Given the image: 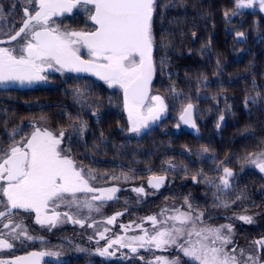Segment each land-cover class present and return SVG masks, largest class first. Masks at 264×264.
Returning a JSON list of instances; mask_svg holds the SVG:
<instances>
[{"label": "snow or ice", "instance_id": "6c2138e0", "mask_svg": "<svg viewBox=\"0 0 264 264\" xmlns=\"http://www.w3.org/2000/svg\"><path fill=\"white\" fill-rule=\"evenodd\" d=\"M29 7H25L22 26L8 37V41L0 38V44L15 41L23 34L20 46L0 47V85L19 84L33 85L47 81L42 75L47 69L63 73H91L103 80L109 87H116L123 91L124 108L128 113L129 131L140 134L150 123L160 119L167 111L164 98L160 95H150L151 83L156 71L153 60L155 37L153 35V17L157 9V0H26ZM85 7L89 19L96 26L91 31H60L51 27L53 17L71 12L76 7ZM91 6V7H87ZM236 9L255 8L264 11V0H236ZM0 5V14H3ZM232 14H237L233 12ZM229 13L225 12V16ZM3 35H8L3 33ZM195 35V33H193ZM239 37L244 33L238 32ZM87 49L89 59H83L80 47ZM164 61H161V70ZM175 97L181 93L170 89ZM78 97L83 93L77 91ZM187 99V98H185ZM194 105L183 103L180 110V120L195 128L192 118ZM71 119V117H69ZM224 116H219L223 121ZM177 127L180 125L177 124ZM219 122L217 127H219ZM33 131L28 136L16 140L18 130L9 133V142L0 145V252L14 248L10 241L21 242L35 240L29 234L22 220L14 219L23 213H35V222L49 230L58 223L72 222L85 226L86 221L92 220V213L99 214L101 208L113 199H119L115 193L119 188L112 186L98 188L90 184L97 180L91 169L78 166L69 155L70 148H61L65 132L61 129L54 134L47 128L32 125ZM73 131L82 134L86 124L81 122L79 128ZM207 152L208 149H203ZM245 163L251 164L264 173V148L258 153H249L243 158ZM174 165L169 164V168ZM223 175L220 182L200 176L204 183L216 188V193L226 192L231 187L229 180L234 175L226 166L221 168ZM112 180L128 177L112 176ZM197 182V176H192ZM165 182V176L149 178V186L160 188ZM138 194L144 193L143 187L132 189ZM220 207L228 208L227 201L221 200ZM241 197L238 196L237 199ZM99 201V203H96ZM188 211L175 210V215H167L165 209L159 215L164 219L157 220V216L146 219L154 226L153 231L143 229V235L132 237L117 236L108 239L106 247L96 249V254L102 257H112L114 251H109L113 245L128 248L137 253L143 248L148 252H166L175 248L192 264H259L256 255L247 254L244 249L233 244V225H210L204 219L202 211L197 212L187 198L184 201ZM65 208L67 211L58 212L56 209ZM75 209V212L72 210ZM18 210V211H17ZM49 211L51 214H49ZM247 212V209L243 210ZM81 214H84L83 216ZM117 212L108 217L103 223L113 224L118 216ZM238 219L246 224H252V215H238L229 219ZM159 223V227H156ZM95 227V223H89ZM125 231L131 225L121 226ZM4 229H8L4 232ZM108 228L96 229L101 240L106 239ZM92 239V237H89ZM264 249V238L253 241ZM84 251V249H78ZM121 255H124L121 253ZM60 258L59 251L32 252L27 256H17L11 260L0 259V264H41L43 257ZM144 259L143 256L140 257ZM145 264H182L180 256L169 258L164 255H154Z\"/></svg>", "mask_w": 264, "mask_h": 264}, {"label": "flooded vegetation", "instance_id": "af4514ba", "mask_svg": "<svg viewBox=\"0 0 264 264\" xmlns=\"http://www.w3.org/2000/svg\"><path fill=\"white\" fill-rule=\"evenodd\" d=\"M0 5L3 6L4 10L3 14H0V38L8 41V37L18 31L19 27L22 26L24 18L23 9L29 7V4L26 0H0ZM186 15L183 4L181 7L179 5L177 11L168 13V15L162 17L160 2L157 0V9L153 17V35L155 37L153 60L156 68L158 59H161L159 53L162 47L172 46L167 55V58L171 59V66L177 61H184L186 55L190 52V39L187 40L185 38ZM170 19H178L177 27L179 28L177 34H172L170 28L163 29V26L166 27L170 25ZM50 26L58 28L62 32L67 30L91 31L96 27L89 19V13L86 8L79 6L74 8L71 12L53 17L50 21ZM3 33H7L8 35H3ZM235 37L233 32L227 34L228 40H234ZM22 40L23 34L15 41L0 44V47H18ZM77 47L80 46L77 45ZM79 54L83 59L90 58L88 57L86 48L80 47ZM42 75L48 77L47 81L34 83L30 86H21L19 84L0 85V145H6L9 142V133H11L13 129H17L18 132L20 131L23 134L27 132V130H33L32 125L34 124L36 127L47 128L55 133L63 129L66 134L61 144L63 147L61 148L67 149L66 147L73 141L72 138L75 136V134H73V128L70 127V125L73 126L74 115L77 113V119H80L86 124V129L80 136L81 138L76 140H80L85 155H73L72 150L69 154L78 164H81L83 168L86 169L87 167L94 173H97L99 177L102 176L103 179H106L105 176L101 175L100 172L102 171L100 170L102 168L104 169V162L107 158L105 156H87L86 151L90 145L96 142L89 141L90 138L93 139L95 137V133L101 132L105 128L111 131V128L106 125L107 118L110 120L112 116L117 117L118 121L114 129H120L121 115L114 112L115 110L109 113L106 111L111 99L114 100V108H116V106L120 108L119 105H116L115 101L121 100V90L116 91L106 86L103 80H100L91 73L67 71L61 73L53 69H47ZM154 76L151 87L155 81ZM77 91L84 94L82 98L76 95ZM221 96L223 95L221 94ZM196 97L199 100L198 104L201 105L209 100L208 97H210L211 100H216L218 94L212 95L210 92H201L197 93ZM74 98H81L83 100L82 104L80 103L79 105L80 107H77L78 109L74 108L76 104ZM208 107L209 106L204 107L203 110H212L211 107ZM75 110L76 113H74ZM170 113L171 115H175L176 111L171 110L169 114ZM194 114L199 135L201 129L197 123L195 107ZM176 116H178L179 122L180 115L177 113ZM69 117H71V119H69ZM208 119L209 118H207V120ZM207 120L203 122L201 119L202 128L212 130L205 135L208 137L207 140L204 141L206 144H203L202 140H198L194 144H187V142L184 141L180 146L179 150L182 158L181 162L177 165L179 173L177 179H180L178 183H171L169 181V176L165 174H150L148 177L153 175L165 176L166 183L161 188L156 189L158 193L166 188L167 191L170 192L173 190L172 186L176 184L178 195L181 198L178 200L180 204L185 209H188L184 203L185 198H187L194 210L202 211L205 214L207 210L218 211L219 209L222 210V207L218 206L220 201L216 200V196L214 195V193H216V188L204 183V181L200 179V176L202 175L207 179L219 183V178L223 175L221 168L226 166L234 173L229 180L231 187L227 189L226 192L216 193V195H219L221 200L227 201L229 205H232V211L238 213L242 211V208H253V213H257L264 218V173H261L257 168L251 166V164L247 163L246 165L244 162L243 158L248 154L247 150L245 151L241 149L240 145H237L238 139H233L232 133H227V128L233 127V125H226L227 117L224 118L223 121H219V127L206 124ZM165 122H167V118L159 119L155 124L149 125L147 128L149 131H143V135L149 132V160L151 159L150 154L153 153L150 142L152 130L159 127H165L167 129L172 126L170 124H164ZM183 131L185 130L183 129ZM1 137H6V139ZM69 139H71L70 142ZM109 142L111 144V141ZM205 148L208 149L207 153L209 155H202L204 153L203 149ZM113 152L115 158L119 161L121 159V148L118 146V142H114ZM198 153L200 154L197 155ZM186 160H190L191 162L187 163ZM194 175L197 176V182L192 180V176ZM116 177H119V175ZM148 177H146V180ZM118 182H120V180H115L114 184H116L115 187L119 188V191L115 193V196L119 199L107 201L104 205L109 217L111 214L115 215L117 212L127 211L136 206V195L130 193L128 199L123 198L122 189ZM238 196L241 198L237 199ZM198 201H202L204 205L198 206ZM110 206L113 207V210H111ZM62 211H65L63 207L58 208V212ZM242 214L250 215L249 212ZM122 217L123 215L117 217L114 222V227H112L113 224H111L113 233L103 240L104 245H98V247L92 245L94 249L107 246L106 240L117 233L119 222L122 220ZM14 219L18 221L22 220L29 234L37 239L24 242L20 240L10 241L14 243V248L11 250L5 249L0 252V259L11 260L17 256H27L32 252L50 250L59 251L61 253L60 258L57 259L55 257L45 256L41 264H90L88 258L90 249L83 245L82 248L79 249H84V251H79V256V253L75 251L78 249L75 248V240L88 243L89 246L90 241L82 239V233L76 232L77 230L73 227L71 222L66 224L68 225L67 227L64 223H58L55 228L49 230L48 227H42L35 222V213L28 214L21 212L20 215L15 216ZM238 223L244 224L241 221L236 222V224ZM3 231L7 232L8 229H4ZM261 234L262 236L255 240L264 238V227H262ZM114 250L115 249H109V251ZM117 252L118 250H115V255H118ZM93 253L97 255L96 250H94ZM115 255L111 258H115Z\"/></svg>", "mask_w": 264, "mask_h": 264}, {"label": "trees", "instance_id": "16d2710c", "mask_svg": "<svg viewBox=\"0 0 264 264\" xmlns=\"http://www.w3.org/2000/svg\"><path fill=\"white\" fill-rule=\"evenodd\" d=\"M185 1L186 17L195 21L186 27L188 32H192L191 35L187 34L186 39L189 40L193 33H197L200 36V42L191 44L190 52L184 61H177L172 66V69L177 73V85L180 89H185L184 92H189L187 91L189 87H197L192 80L203 78L208 85L204 92H210L212 95L218 94V97L216 100H211L208 97L209 100L199 105L196 91L189 93L190 100L185 102H191L194 105L201 133L198 136L186 133L181 126H176L179 124L178 116L170 113L167 122L164 123L172 125L170 128L159 127L152 130L150 142L153 153L150 154V160L149 132L143 136H132L124 117L121 119L120 129H114L118 121L117 117L112 116L110 120L106 119V125L111 128V131L105 128L103 131L95 133V137L90 138L89 141L99 143L98 140L101 138L110 139V149H104L103 152L105 153L101 155L105 156L107 160L104 162L105 167L100 170L102 171L100 173L107 178L117 175L129 178L127 182L118 179L120 180L118 183L122 189V197L125 199L130 197V193L134 194L132 191L134 188L143 187L146 189V177L150 174L168 175L171 183L180 181L177 179L179 176L177 165L182 158L179 150L181 144L184 141L187 144H194L198 140H202V143L206 144L204 141L208 137L205 135L212 131L202 128L198 117L201 115L200 111L206 106L211 107L212 110L218 109V112L211 114L206 121L208 125L217 126L219 116L224 115V105L232 104V117L227 118L226 125L230 120L234 121V124H232L233 127L227 128V133H232L233 139L237 140L241 135L249 132L250 139H259L262 140L260 142H264V18L261 11L258 7L236 9V0ZM225 12H228L229 15L225 16ZM233 12L237 14H232ZM231 32L234 34L244 33L243 42L236 38L228 40L227 34ZM228 75H231L232 82L221 84L216 80L225 79ZM251 94L253 98L258 99L259 97L260 100H255L258 103L248 106L246 103ZM114 142H118V146L121 148L119 161L114 156ZM80 154L85 155L83 150L80 151ZM186 162L190 163L191 161L186 160ZM169 164L174 165V167L169 168ZM172 189L168 192L166 188L160 193L149 191L148 201H137L136 206L132 209L123 211L124 215L121 221L129 222L149 215L167 200H180L177 185H173ZM134 195L138 196V194ZM197 204L198 206L204 205L202 201H198ZM110 208L113 210L112 206ZM212 214L217 216H211ZM223 214L227 218L217 214L216 211L207 210L204 219L207 222L227 221L234 224L240 241L255 240L262 236L264 218L261 216L257 218L256 225L249 226L242 223L236 224L233 219H229L231 216L228 213L224 212ZM262 259L264 261V250L262 251ZM90 264H100V262L95 259L91 260Z\"/></svg>", "mask_w": 264, "mask_h": 264}, {"label": "rangeland", "instance_id": "374dc122", "mask_svg": "<svg viewBox=\"0 0 264 264\" xmlns=\"http://www.w3.org/2000/svg\"><path fill=\"white\" fill-rule=\"evenodd\" d=\"M158 1L160 2V11H161L162 17L165 15H168V13L177 11L179 8V5H180V7L183 4H184V7L186 6L185 0H158ZM194 22L195 21L190 20L186 17L185 18V28L187 26H189V24L191 25ZM169 24H170L169 26H166V27L163 26V29L164 28H166V29L170 28L172 34H177V30L179 28V27H177L178 26V19H174V20L170 19ZM185 30H186L185 38H187V34L189 33L191 35L192 32H188L187 29H185ZM199 38H200V36L197 33H195V35H192L190 38V42H189L190 45L191 44H198L200 42ZM171 48H172V46L162 47V50L159 53V56L161 59H158V56H157L158 63H157V68H156V74L154 76L155 81H154V84L152 85L151 91H150V93H153V94H150V95H160L161 97L164 98L165 104L167 105V111L166 112L169 113L172 110V111H176L175 114L178 113L180 115L181 105L183 103H187V102H185L186 100H190V98L188 97L190 95L189 93H194L195 91H196V93L204 92L208 85H207V83H205V80L203 78L202 79H193L192 82H195V86L197 85L196 88L189 87V89H187V91H189V92H184L185 89H183V88L180 89L179 86L177 85V82H178L177 73L172 69V66L170 63L171 59L167 58L168 52L170 51ZM162 60L164 61V64H163V68L161 70V61ZM216 80L218 82H220L221 84H224L227 82H232L233 79H231V75H228L225 79H216ZM206 81H208V80L206 79ZM105 85L108 86L106 83H105ZM110 88H112L116 91L121 90V89L116 88V87H110ZM172 88L176 89V91L181 93V95L179 97H175L173 95V93L170 92V89H172ZM121 92H122L121 100L115 101L116 105H119L120 108L117 106H116V108H114V105H115L114 100L111 99L110 104L108 105L109 107L107 106L106 112L109 113V112H112L113 110H115L114 112H116L117 114H120L121 117H124L126 120L127 128L129 130L130 125H129V121H128V113L124 108L123 91L121 90ZM185 98H187V99H185ZM255 100H260V98L259 97H258V99L253 98V96L251 94L249 96V98L247 99L246 104L249 106L250 104L258 103ZM74 102H76L74 108L78 109L77 107H80L79 105H80V103L82 104L83 100L81 98H74ZM259 103H261V102H259ZM246 104H245V106H246ZM208 108H210V107H208ZM223 108H224V110H223L224 115L223 116L224 117L226 116L227 118H231L233 105L232 104L224 105ZM216 112H218V109H216V110H210V109L201 110L200 111L201 115H198V117L200 118V121L202 119V121L205 122V120H207V118L211 114L216 113ZM74 113H76V110L74 111ZM76 114L74 115V121L72 124L75 128H79L82 121L80 119L79 120L77 119L78 117L76 116ZM218 122H219V120H218ZM232 124H234V121H231V120L227 123V125H232ZM32 131L33 130H31V131L27 130V132H25L23 134L20 131L17 132L16 140H20L23 136H28ZM143 131L145 132V131H149V130L142 129L140 134H136V133H133L131 131H129V132L131 133L132 136H141L144 134ZM58 132H56V133L53 132V133L58 134ZM73 134H75V136H73V138H72L73 141L66 148H70L73 152V155L76 154V155L83 156L82 154H80V151H82V149H83L82 144H81L80 140L76 141L77 139L81 138L80 136L82 134L75 132V131H73ZM1 138L6 139V137H1ZM250 138L251 137H250L249 132L244 133V135H242L238 139L237 145H240L241 149H244L245 151L247 150L248 154L258 152L261 150V148H264V144L263 145L261 144L264 142H260L262 140L250 139ZM252 138H255V137H252ZM70 141H71V139H69V142ZM255 141H259V142H255ZM61 147H63V146L61 145ZM199 154L200 153H198L197 155H199ZM202 155H209V154L207 152H204ZM246 165H247V163H246ZM78 166L82 167L81 164H78ZM95 166H97V165H95ZM85 170H88V169H85ZM94 174L97 176L98 179L94 180V181H90V184H92L93 186L98 187V188H107V187L116 186V184H114L115 180H112L110 177H108V178L106 177V179H103L102 176L99 177L97 175V173H94ZM144 190L145 191L143 194H138L132 190L134 194H138V196L136 195V197H137L136 201H141V202L148 201L147 198H149L148 195H150L148 193L149 191H147L145 188H144ZM139 195H141V196H139ZM96 203H99V201H97ZM231 207H232V205H230L228 208L222 207L221 208L222 210L219 209L218 211H216V213L219 215H224L223 213L226 212L231 217H235L238 215H243L242 213H248L249 212L250 215H252L254 217V222L252 224H246L243 221H241V222H243L244 224L249 225V226L256 225V221H257L259 214L253 213L252 212L253 208L247 209L245 207V209H247L248 212H244L243 211L244 208H242V211L237 213L236 211H232L233 208H231ZM165 209L168 210L167 215H175L176 209H179L182 212L188 211V209H185L181 204H177V203H174V201L167 200L163 205H161L159 208H157L154 212L150 213L149 215H146L144 217H140L138 219H135V220L129 221V222L120 221L117 233L114 234V236L111 237L110 239H115L117 236L132 237V236H136V235H143L142 228L148 229L150 232L153 231L154 226L146 218L150 217V216H157L158 222L162 221L164 218L161 217L159 214L162 211H164ZM56 211H58V209H56ZM65 211H67V209H65ZM72 211L75 212V209H73ZM122 213H123V211H122ZM49 214H51L50 211H49ZM81 215L83 216L84 214H81ZM113 215L111 214L110 217ZM123 215H124V213H123ZM211 216H217V215L212 214ZM108 217L109 216L107 215L106 209L103 206L101 208L99 214L92 213V220L86 221L84 227H81L79 224H74L71 222L73 224V227H75V229L77 230L76 232L82 233L81 238L90 241V246H89L88 243H85V242L82 243V241H80V240H77V241L75 240V248L79 249V248H82L83 245H85L86 248L90 249L89 254H88L89 261L97 259V260H100L101 264H145V261L152 260L154 255H164V256H168L169 258H172L174 256L179 255L180 259L182 261V264H186V263L192 264V262L189 261L187 257H184L183 254L179 253L175 248H172L171 250L166 251V252H160V251L148 252V251H145L143 248H140V249H138L137 253H132L128 248H120L119 245H113L112 249L118 250V252H117L118 255H115V258L114 257L113 258H111V257L106 258V257L95 255L93 253V251L96 249H94V247L92 245H95L96 247H98V245H102V246L104 245V242H103V240L100 239L99 235L96 232V229L102 230L104 227H107L109 230H108V232L105 233L106 238L111 233H113L112 228H111V224L103 223ZM232 219L234 222L240 221L238 219H234V218H232ZM68 223H70V222L64 223L66 227L68 226V225H66ZM89 223H95V227H89L88 226ZM207 223L210 225H214V226H218L221 224H229V222H227V221H212V222L209 221ZM122 225H131V228H129L125 231L121 227ZM138 225L142 226V228L138 227ZM232 225H233V229H234L233 236H232L233 244L229 245V248L235 246L237 248V250L244 249L247 254H252V255L258 256L259 264H264V261L262 259V254H261L264 249H261L258 245L253 243V241H256V240L240 241L238 238V232H237L234 224H232ZM44 227H47V226H44ZM112 227H114V223H113ZM156 227H159V223L157 224ZM89 237H92V239H89ZM257 240H259V239H257ZM106 243H107V240H106ZM78 249H76L75 251L77 253H79V256H80V252ZM121 253H123L124 255H121ZM141 256L144 257L143 260L140 259Z\"/></svg>", "mask_w": 264, "mask_h": 264}, {"label": "bare ground", "instance_id": "6f19581e", "mask_svg": "<svg viewBox=\"0 0 264 264\" xmlns=\"http://www.w3.org/2000/svg\"><path fill=\"white\" fill-rule=\"evenodd\" d=\"M145 130H147V129H145ZM187 132V131H186ZM188 134H191V135H193L192 133H190V132H187ZM193 136H195V135H193ZM100 138H101V136H100ZM99 141V143H94V144H92L90 147H88L87 148V151H86V154H87V156H91V155H93V156H101L102 155V153L104 154V152H103V150L104 149H108L109 148V145H110V139L109 140H106V139H103V138H101L100 140H98ZM88 152V153H87ZM96 164V163H95ZM86 169H88L87 167H86ZM148 177V176H147ZM150 177H152V176H150ZM150 177H148V178H150ZM148 178H147V180L145 181V186H146V189L148 190V191H155V189L154 188H149L148 187V185H147V181H148ZM171 201H174V203H177V204H180V202L177 200H171ZM225 218H227V216L226 215H223Z\"/></svg>", "mask_w": 264, "mask_h": 264}, {"label": "water", "instance_id": "95a60500", "mask_svg": "<svg viewBox=\"0 0 264 264\" xmlns=\"http://www.w3.org/2000/svg\"><path fill=\"white\" fill-rule=\"evenodd\" d=\"M261 14H262V16H263V18H264V11H261ZM237 38H238V41H240V42H243V40H244L243 37H239L238 35H237ZM165 117H166V112H165L164 114H162V116H161L160 119H164ZM192 118H193V120H194V122H195V119H194V110H193V113H192ZM158 120H159V119H158ZM158 120H156V121L153 122V123H150V125L155 124ZM179 121H180L182 127H183L187 132H190V133H192L193 135H197V134H198V129H197V127L193 128V127H191L189 124H185V123H183V121H181L180 118H179ZM148 180H149V178H148ZM165 181H166V179H165ZM147 185H148L149 188H152V187L149 186L148 181H147ZM163 185H165V182H164ZM161 187H162V186H161ZM161 187H160V188H161Z\"/></svg>", "mask_w": 264, "mask_h": 264}]
</instances>
